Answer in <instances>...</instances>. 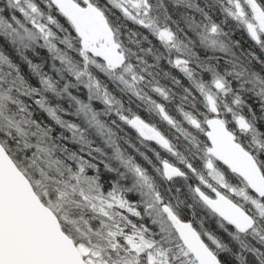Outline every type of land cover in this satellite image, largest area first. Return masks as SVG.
Returning a JSON list of instances; mask_svg holds the SVG:
<instances>
[{"label": "snow or ice", "instance_id": "obj_1", "mask_svg": "<svg viewBox=\"0 0 264 264\" xmlns=\"http://www.w3.org/2000/svg\"><path fill=\"white\" fill-rule=\"evenodd\" d=\"M0 264H264V0H0Z\"/></svg>", "mask_w": 264, "mask_h": 264}, {"label": "trees", "instance_id": "obj_2", "mask_svg": "<svg viewBox=\"0 0 264 264\" xmlns=\"http://www.w3.org/2000/svg\"><path fill=\"white\" fill-rule=\"evenodd\" d=\"M213 18H214L217 22H219L220 20L223 19L222 15L219 13L218 10H216V11L213 13ZM231 24H232V22H229V25H226V26H225V30H227V29H228V26H230ZM129 26H130V27H133V28L135 27L134 25H131V24H130ZM233 39L240 40V42H241V44H242L243 47H245V48L249 47V44L245 43V40H246L247 38H246V36H245L241 31H236L235 34H234V36H233ZM41 55L46 56V55H47L46 51H45V50H41ZM173 71H174V70H173ZM174 74L179 75L178 73H175V72H174ZM141 114L143 115V113H141ZM173 114H174V115L176 114V113L174 112V110H173ZM161 127L164 128V127H166V126H165V125H161ZM127 131H129V133H130V135H131L132 137H135V133L132 132L130 129H128ZM153 147H156V146L153 145ZM149 155H151V154H149ZM138 159H139V158H138ZM141 162L143 163V161H141ZM186 218H188V217L186 216ZM209 226L214 227V225L211 224V222H210Z\"/></svg>", "mask_w": 264, "mask_h": 264}]
</instances>
